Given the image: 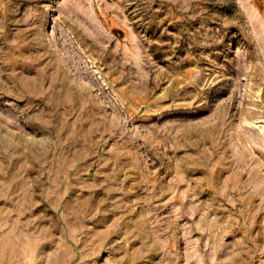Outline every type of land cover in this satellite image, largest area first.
I'll list each match as a JSON object with an SVG mask.
<instances>
[{
	"label": "rangeland",
	"instance_id": "obj_1",
	"mask_svg": "<svg viewBox=\"0 0 264 264\" xmlns=\"http://www.w3.org/2000/svg\"><path fill=\"white\" fill-rule=\"evenodd\" d=\"M0 264H264V0H0Z\"/></svg>",
	"mask_w": 264,
	"mask_h": 264
}]
</instances>
